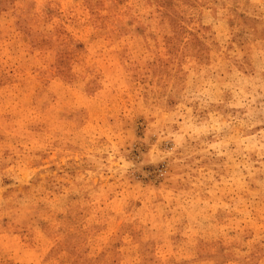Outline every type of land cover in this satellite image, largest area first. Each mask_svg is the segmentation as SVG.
<instances>
[{
    "label": "rangeland",
    "instance_id": "1",
    "mask_svg": "<svg viewBox=\"0 0 264 264\" xmlns=\"http://www.w3.org/2000/svg\"><path fill=\"white\" fill-rule=\"evenodd\" d=\"M0 264H264V0H0Z\"/></svg>",
    "mask_w": 264,
    "mask_h": 264
}]
</instances>
